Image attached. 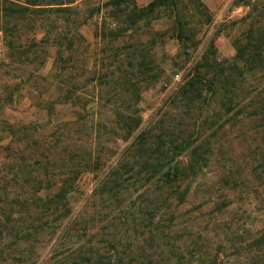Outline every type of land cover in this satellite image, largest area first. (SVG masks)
Masks as SVG:
<instances>
[{
  "label": "rangeland",
  "instance_id": "obj_1",
  "mask_svg": "<svg viewBox=\"0 0 264 264\" xmlns=\"http://www.w3.org/2000/svg\"><path fill=\"white\" fill-rule=\"evenodd\" d=\"M57 1L0 0V264H264V0Z\"/></svg>",
  "mask_w": 264,
  "mask_h": 264
},
{
  "label": "trees",
  "instance_id": "obj_2",
  "mask_svg": "<svg viewBox=\"0 0 264 264\" xmlns=\"http://www.w3.org/2000/svg\"><path fill=\"white\" fill-rule=\"evenodd\" d=\"M52 2H55V3H52ZM57 2H58L57 0H28V4L30 6H40V5L50 6L53 4L56 6L62 5V3L58 4ZM166 2H167V0H154L150 4H148L145 9H140V10L132 9V11H133L132 14L136 18H139V17L147 15L149 13H153L157 7L165 6ZM8 38L4 35L5 47L7 50L6 59H8V60L12 59L14 61L15 60H21V57L18 54V52L16 53V50L14 51L15 43L13 41L12 42L9 41ZM253 48H254V50H256L255 51L256 57L260 60L264 59V48L261 49L260 47H257V46H254ZM247 50L251 51L246 45L240 46L238 48V52H237L236 56L234 57L235 68H238V65L241 64L242 61H245L246 56H247V53H246ZM249 56L251 57L252 54ZM212 65L213 64L210 63V61H208V59L206 57H203V59L195 65V67L193 69V73H192L190 79L188 80V82L186 83V85L184 87V94L188 95L189 93L196 92L195 97H200L201 89H203L204 86L206 87L207 82H209V80L207 78H209V76H210V72H211L210 69H211ZM219 79H220V75L212 74V77L210 79L209 84L215 85V84H217V81H219ZM139 124H140V121L138 118L132 119L129 122L130 127H128L127 130L129 132L132 130H135L136 128L139 127ZM194 152H195V150H194ZM150 171H151V173L149 175L148 180L156 179V181H162L166 185H170L171 187L179 186V183L177 182V180L179 179L180 175L183 174V170L181 168H173V167H169L167 169H159L156 166H153L150 169ZM33 184H34V186L37 187L35 190L38 191V190H40V187L42 186V181L41 180H34ZM71 188H72V185H70L68 190L65 189V191H64L63 187H62L61 192L57 195V196L61 197V200H63L64 203L66 202V200H64L63 197H65V194ZM172 190L178 196H180V193L176 192L174 190V188ZM24 203H28V202L24 201ZM63 207L65 208V205H63ZM0 214L3 215L4 217L7 216L6 207L0 209ZM13 229H14V225L12 224L10 230H13ZM16 234H17V232H16Z\"/></svg>",
  "mask_w": 264,
  "mask_h": 264
},
{
  "label": "built area",
  "instance_id": "obj_3",
  "mask_svg": "<svg viewBox=\"0 0 264 264\" xmlns=\"http://www.w3.org/2000/svg\"><path fill=\"white\" fill-rule=\"evenodd\" d=\"M11 3H22L24 0H4ZM6 47L3 32L0 30V62L6 58Z\"/></svg>",
  "mask_w": 264,
  "mask_h": 264
}]
</instances>
